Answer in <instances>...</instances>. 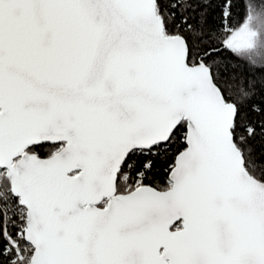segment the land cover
<instances>
[{"label":"snow or ice","instance_id":"6c2138e0","mask_svg":"<svg viewBox=\"0 0 264 264\" xmlns=\"http://www.w3.org/2000/svg\"><path fill=\"white\" fill-rule=\"evenodd\" d=\"M0 264H264V0H0Z\"/></svg>","mask_w":264,"mask_h":264}]
</instances>
